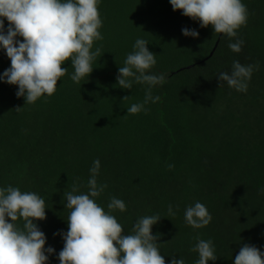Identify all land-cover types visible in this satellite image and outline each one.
<instances>
[{
	"label": "trees",
	"instance_id": "16d2710c",
	"mask_svg": "<svg viewBox=\"0 0 264 264\" xmlns=\"http://www.w3.org/2000/svg\"><path fill=\"white\" fill-rule=\"evenodd\" d=\"M242 3L247 22L229 38L173 10L170 0H99L103 39L92 51L101 54L79 84L71 79L70 60L55 93L32 104L17 97L18 85L0 79V188L12 185L45 200L46 219L34 222L45 233V248L55 249L45 253L46 264H60L70 214L64 193L73 185L77 194L88 191L96 159L97 182L107 184L97 203L108 211L112 197L125 202L126 211L111 213L125 235L140 217L161 216L152 233L166 264L173 256L195 264L197 237L213 242L217 259L209 264H234L245 244L264 252V0ZM185 27L199 36L183 35ZM138 38L155 53L149 72L163 74L165 82L152 87L160 99L146 104L147 112L127 114L148 88L117 84ZM237 40L243 41L239 53L228 47ZM234 61L254 66L246 92L218 78L231 74ZM10 66L0 47V76ZM197 201L212 217L198 229L185 220Z\"/></svg>",
	"mask_w": 264,
	"mask_h": 264
},
{
	"label": "clouds",
	"instance_id": "9594fccd",
	"mask_svg": "<svg viewBox=\"0 0 264 264\" xmlns=\"http://www.w3.org/2000/svg\"><path fill=\"white\" fill-rule=\"evenodd\" d=\"M98 3L99 0H0V47L6 50L11 61L0 79L18 85L17 97H25L26 104H32L45 94L53 95L58 81L67 72L62 65L69 60L74 68L71 79L75 83L79 84L92 73L93 61L101 54L100 48L92 51L93 44L103 39L99 31L102 20ZM170 3L173 10H182L183 15L198 20L201 27L211 25L215 33L226 34L229 38L237 35V30L248 18L242 0H170ZM3 18L9 22L6 32ZM182 33L199 36L198 31L187 27ZM18 36L23 40H18ZM242 44V40H237L230 42L228 47L239 53ZM147 45L148 41L138 38L124 66L119 67V87L132 89L134 82L148 85L143 103L131 104L127 114L147 112L144 106L160 99L152 95V87L165 82L163 74L149 72L156 58ZM253 67L234 61L231 74L222 72L218 78L226 81L229 87L246 92V81L251 79ZM128 98L124 96L122 100ZM16 109L19 111L21 107ZM168 167L171 169L174 165ZM99 169L100 160L96 159L89 170L86 193L77 194V185L64 193L70 214L68 230L63 233L64 247L58 254L60 264H166L157 246L159 235L152 233V226L161 216L140 217L131 234H122V225L111 213L126 211V204L112 197L105 211L97 203L95 198L107 188V184L97 182ZM45 210V200L36 192H22L12 185L0 188V264H46L48 256L45 253H54L55 249L45 248V233L34 222L46 219ZM174 215L169 205L166 217ZM20 219L24 222L22 228L16 224ZM185 220L198 229L207 226L212 217L206 206L197 201L186 208ZM192 251L199 255L195 264H209L210 260L217 259L211 240L197 237ZM171 264H185V261L173 256ZM234 264H264V252L245 244L235 256Z\"/></svg>",
	"mask_w": 264,
	"mask_h": 264
}]
</instances>
